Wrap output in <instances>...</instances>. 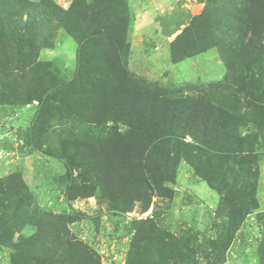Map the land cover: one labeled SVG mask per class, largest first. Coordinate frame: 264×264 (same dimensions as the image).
Listing matches in <instances>:
<instances>
[{"label":"trees","instance_id":"1","mask_svg":"<svg viewBox=\"0 0 264 264\" xmlns=\"http://www.w3.org/2000/svg\"><path fill=\"white\" fill-rule=\"evenodd\" d=\"M105 1L110 0H82L80 13L74 14L73 8L64 11L51 0H0V103L23 96L20 76L28 71L25 68L36 65L41 48L52 46L57 23L62 22L78 43L75 75L81 77L80 89L87 85L89 93L77 97V107L55 111L51 106L62 101L54 93L61 75L51 68L52 86L22 101L36 98L42 103L43 145L63 161L67 182L73 183L76 169L80 179L91 182L81 186L88 188L86 194L98 188L99 199H108L117 210L127 212L135 201L147 207L151 197L168 196L171 191L165 183L173 181L176 166L183 160L220 196L217 211L226 217L222 243L229 241L246 215L258 207V160L264 156V66L260 60L264 0H242L236 9L239 14L226 25L229 40L233 39L227 48L234 57L247 59L238 62L244 67L237 78L221 84L222 92L209 88L198 94L133 78L121 65L125 21L114 22ZM123 5L121 0L120 10ZM93 17L98 21H92ZM222 43L219 50L224 55ZM106 46L115 57L112 74L102 73L90 54L91 50L103 52ZM170 52L172 62L187 55L174 46ZM3 56L10 59L1 61ZM225 61L227 67L234 66ZM9 77L13 82L6 80ZM80 101L87 104L85 108ZM71 111L72 118L68 117ZM65 118H78L85 125L63 128L51 138L50 122ZM236 171L251 179L248 198ZM32 202L21 175L0 179V242L13 249L12 264H100L98 254L69 233L68 217L41 211ZM19 218L33 232L13 242L6 231L19 224ZM125 264L198 263L182 253L171 234L143 220L136 223Z\"/></svg>","mask_w":264,"mask_h":264},{"label":"rangeland","instance_id":"2","mask_svg":"<svg viewBox=\"0 0 264 264\" xmlns=\"http://www.w3.org/2000/svg\"><path fill=\"white\" fill-rule=\"evenodd\" d=\"M51 1L64 11L73 8L74 14L80 13L83 6L82 0ZM120 2L110 0L104 4L114 22L125 21V53L121 65L133 78L179 89L183 94H198L209 88L222 92L221 84H230L244 67L238 65L244 58L234 57L233 51L227 48L233 39L229 40L230 30L226 29V25L234 21L242 0H123V10L118 7ZM93 19L98 21L96 17ZM60 23H57L52 46L41 48L36 65L25 68L28 71L20 76L19 82L25 89L23 96L14 95L0 103V179L11 174L21 175L30 190L32 205L41 211L68 217L69 233L92 248L100 264H125L136 223L143 220L171 234L182 253H189L198 264H264V156L258 160L255 188L258 207L246 215L232 238L223 243L226 217L217 211L220 196L183 160L176 166L173 181L165 183L171 191L168 196L151 197L147 207L135 201L127 212L117 210L108 199H99L98 188L86 194L88 188L81 186L91 185V182L80 179L76 169L72 171L73 183L67 182L63 161L43 145L42 103L36 98L22 101L37 90L52 86L51 68L59 70L61 75L59 82H55L54 93L62 101L50 105L55 111L67 106L77 107V97L83 92L89 93L87 85L83 84L84 88L80 89L81 77L75 75L78 43ZM221 42L226 46L224 55L219 50ZM172 46L187 55L172 62ZM90 54L102 73L115 72V57L110 46L100 53L91 50ZM6 58L3 56L1 61ZM225 59L234 66L227 67ZM244 60L247 62L246 58ZM260 60L264 66V55ZM6 80L13 82L11 77ZM82 102L79 103L85 108L87 104ZM64 111L68 114L66 109ZM70 114L68 117L72 118V111ZM74 119L65 118L60 122L53 119L50 137L55 139L63 128L79 129L85 125L78 118ZM236 174L248 198L251 179L247 173L236 171ZM21 219L6 231L13 242L33 232ZM12 257L13 249L0 242V264H12Z\"/></svg>","mask_w":264,"mask_h":264}]
</instances>
